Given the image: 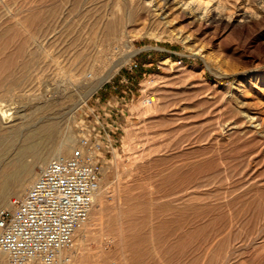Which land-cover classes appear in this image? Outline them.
<instances>
[{
	"label": "rangeland",
	"instance_id": "obj_1",
	"mask_svg": "<svg viewBox=\"0 0 264 264\" xmlns=\"http://www.w3.org/2000/svg\"><path fill=\"white\" fill-rule=\"evenodd\" d=\"M76 1L0 0V123L19 124L18 114L33 126L58 120V140L81 138L94 111L125 105L124 116H110L118 128L97 155L102 194L89 232L79 243L75 237L72 264H264V0H206L221 5L205 21L179 10L161 21L146 10L116 8L117 0L101 1L100 19L94 12L86 18L78 10L83 0ZM53 7L60 10L55 33L65 32L55 44L45 41L55 61L42 63L28 84V33ZM120 19L128 22L116 48L111 32ZM13 75L26 81L10 86L5 79ZM65 91L75 95L67 105L37 109ZM145 94L156 103L140 107ZM4 109L15 118L4 122ZM100 139L106 145L108 135ZM54 155L34 167V177ZM14 196L0 200V209Z\"/></svg>",
	"mask_w": 264,
	"mask_h": 264
},
{
	"label": "built area",
	"instance_id": "obj_2",
	"mask_svg": "<svg viewBox=\"0 0 264 264\" xmlns=\"http://www.w3.org/2000/svg\"><path fill=\"white\" fill-rule=\"evenodd\" d=\"M130 66L133 69L138 64L131 62ZM119 103L108 114L94 111L93 125H85L80 146L40 167L27 193L12 197L0 209V255L6 256L0 264L72 262L74 234L87 221L101 185L98 152L109 147L118 128L115 122L107 124V119L125 113L123 101ZM103 135H108L106 145L100 139Z\"/></svg>",
	"mask_w": 264,
	"mask_h": 264
},
{
	"label": "bare ground",
	"instance_id": "obj_3",
	"mask_svg": "<svg viewBox=\"0 0 264 264\" xmlns=\"http://www.w3.org/2000/svg\"><path fill=\"white\" fill-rule=\"evenodd\" d=\"M76 0H74V3H75ZM81 1H76V2H80L81 4ZM101 1L102 0H83V4H84V8L83 10H80V8L78 9V5H80L79 3L76 5H73V7L75 8L74 11H76V8L80 11V12H84V16L87 18V16H89V14H92V12L96 13L98 12L97 10H100V8H98L100 5H101ZM106 1V0H105ZM239 2V1H238ZM250 2V1H249ZM108 3V2H107ZM219 3V2H218ZM263 3V2H262ZM44 4V3H43ZM73 4V3H72ZM76 4V3H75ZM220 4V3H219ZM235 4V3H234ZM42 5V4H41ZM46 5V4H45ZM221 5V4H220ZM218 4H207V1L206 0H117L115 2V7L116 8H121L122 6H126L128 7V9L130 11H132V8L136 9L137 13L139 11H145L150 13V14H153L154 16H158L159 19L162 21H165V19L167 20L168 17H170L171 13L175 10H179L180 11H183L185 12L186 15H189L191 18H193L194 21H197V20H201V21H205V20H209L213 14H216L214 12H217L219 10V6ZM37 6V5H36ZM35 6V7H36ZM54 6V5H53ZM63 6V5H62ZM65 6H68V5H65ZM64 6V7H65ZM81 6V5H80ZM34 7V8H35ZM40 7V5H39ZM42 7V6H41ZM40 7V8H41ZM45 7V6H44ZM58 9H59V6H57ZM61 7V6H60ZM69 7V6H68ZM67 7V8H68ZM73 7H69L71 9H69L70 11L73 9ZM244 7V6H243ZM261 7V6H259ZM33 8V9H34ZM221 8V7H220ZM37 9V8H36ZM42 9V8H41ZM61 9V8H60ZM63 9V8H62ZM244 9V8H243ZM30 10V9H28ZM45 11H47L46 9H44ZM260 10V9H259ZM31 11V10H30ZM35 11V10H34ZM49 11V10H48ZM58 11L60 12V10H56V7L50 9V12L49 13H44V15L42 16H39L41 17V20L40 22L38 21H35V19L33 20V22L35 21V23H39L37 26L38 28L36 29L37 31L36 32H30L28 30L29 27H26V26H23L21 23L23 22H20V21H17V23L19 22L20 26L22 25L23 27L22 30H26L30 33L29 34V38H28V42L26 41V43H28L27 45H25L27 48L28 46V51L30 52L29 55H31V64L28 66V64H25V63H22L23 65H27L25 68H31L30 69V75L28 74H25L26 75V79H28V84H29V80H31L32 78L34 79L35 76V72H37L38 70L42 69V66L43 64L48 60V59H51V61H55L54 60V57L52 56L53 54H50V51L51 50L49 47L55 43H53L57 38H61L62 37L58 36L59 34L61 33H55V31L57 30V25H56V22L58 21L59 23V19L57 20L56 17H57V14H58ZM141 11V12H142ZM249 11V10H248ZM33 12V11H31ZM63 12V11H62ZM61 12V16L64 15V12L62 13ZM66 12V11H65ZM69 12V11H68ZM67 12V13H68ZM78 12V11H77ZM135 12V13H136ZM247 12V11H245ZM255 12V11H254ZM40 14V12H38ZM38 13H36L38 15ZM75 13V12H74ZM134 15H138V14H135ZM223 13V12H222ZM257 13V12H256ZM43 14V13H42ZM73 14V13H72ZM98 15V18L100 19V12L99 13H96ZM95 14V15H96ZM142 14V13H141ZM253 14V12H252ZM25 15V14H24ZM71 15V14H70ZM69 15V16H70ZM74 15H77V14H74ZM81 15V14H80ZM140 15V13H139ZM146 15V13H145ZM152 15V16H153ZM249 15V14H248ZM28 16V15H27ZM30 16V15H29ZM67 16V17H69ZM83 16V14H82ZM131 16V14L129 15V17ZM133 16V15H132ZM147 16V15H146ZM145 16V18H147ZM149 16V15H148ZM32 17V15H31ZM36 17V16H35ZM38 17V16H37ZM60 17V16H59ZM75 17V16H73ZM72 17V18H73ZM92 17V15H91ZM90 17V18H91ZM95 17V16H93ZM92 17V18H93ZM187 17V16H186ZM214 17V16H213ZM247 17V16H246ZM22 18L23 15H22ZM29 18V17H28ZM65 18V17H63ZM78 18V17H77ZM83 18V17H82ZM21 19V18H20ZM74 19V18H73ZM154 19V18H153ZM24 20V19H23ZM83 20V19H82ZM81 18H80V21L79 23L82 21ZM122 19H120L118 22H117V26L115 28H113V31L111 32L115 38H117V42L115 43L116 45V48L119 47L121 44V39L124 37V33L126 31V29L124 27H126V23L128 21H124V22H120ZM128 20V18H127ZM151 20V19H150ZM157 20V19H156ZM27 21V19H26ZM26 21L24 23H26ZM62 21V20H60ZM65 21V20H64ZM67 21V20H66ZM76 21V20H75ZM153 21V20H152ZM29 22V21H28ZM27 22V23H28ZM68 22V21H67ZM87 22V21H86ZM85 22V23H86ZM199 22V21H198ZM17 23H15L14 25H17ZM57 23V24H58ZM123 23V24H122ZM31 24V23H30ZM65 24V22H64ZM73 24V22L71 23ZM75 25V24H74ZM73 25V26H74ZM77 25V24H76ZM80 25V24H79ZM11 26V25H10ZM13 26V25H12ZM18 26V25H17ZM19 26V28H20ZM35 26V25H34ZM67 26V25H65ZM70 22H69V27H70ZM78 26V25H77ZM81 26V25H80ZM83 26V25H82ZM16 27V26H15ZM32 27V26H31ZM60 27V26H58ZM64 27V25H63ZM68 27V28H69ZM84 27V26H83ZM9 28V27H8ZM13 28V27H12ZM62 28V27H61ZM81 28V27H80ZM15 29V28H14ZM30 29V28H29ZM32 29V28H31ZM30 29V30H31ZM73 28H71V31H72ZM75 29V28H74ZM77 29V28H76ZM84 29V28H83ZM82 29V30H83ZM9 30V29H8ZM7 30V31H8ZM21 30V31H22ZM64 30V29H63ZM67 30V29H66ZM70 30V29H69ZM6 31V30H5ZM4 31V33H5ZM13 31V30H12ZM20 31V33H21ZM34 31V30H33ZM68 31V30H67ZM66 31V32H67ZM81 31V30H80ZM85 31V30H84ZM11 32V31H10ZM17 32V31H16ZM65 32V31H64ZM64 32L62 34H64ZM73 32V31H72ZM71 32V33H72ZM25 33V32H24ZM23 33V35H25ZM54 33V34H53ZM68 33V32H67ZM71 33L69 32L68 34L71 35ZM75 33H76V30H75ZM83 33V32H82ZM127 33V32H126ZM3 34V33H2ZM52 34V36H51ZM68 34H66L68 36ZM10 35V34H9ZM57 36L55 38V36ZM74 33H73V39H75L74 37ZM4 36V34H3ZM14 36V35H13ZM53 40H52V38ZM65 36V37H67ZM79 36V35H78ZM81 36V35H80ZM1 37V36H0ZM6 37V35H5ZM24 37V36H23ZM70 37V36H69ZM72 37V36H71ZM192 37V36H191ZM26 38V37H25ZM64 38V37H63ZM79 38V37H77ZM193 38V37H192ZM59 42H57V44L60 43V41H63V40H59ZM66 39V38H65ZM72 39V38H71ZM49 40L50 44L53 43L52 45H49V47H46L44 45L45 41ZM76 40L78 39H75L74 42H72L71 44L73 45V43L76 42ZM188 40V39H187ZM68 41V40H67ZM73 41V40H72ZM71 42V41H70ZM69 42V43H70ZM25 43V42H24ZM23 43V45H24ZM66 43V42H65ZM68 43V42H67ZM68 43V44H69ZM61 44V43H60ZM59 44V46H60ZM69 45L70 48H72L73 46L72 45ZM22 45V51H23V46ZM64 45V44H63ZM79 45V44H78ZM54 46V45H53ZM58 49V46L55 45V49ZM75 47V45H74ZM62 49V48H61ZM66 51L68 50V47H66L65 49ZM64 50V52H65ZM28 51H26V53H28ZM56 52V51H55ZM39 54V57L37 58L36 57V54ZM51 53H54V52H51ZM62 53V52H61ZM37 54V55H38ZM56 54H58L56 52ZM54 54V56L56 55ZM24 55V54H23ZM33 55V56H32ZM60 55V54H59ZM11 56V55H10ZM63 56V55H62ZM13 57V56H12ZM57 57V56H56ZM9 58V56H8ZM57 59V58H56ZM60 59V58H59ZM172 58L171 57H166V60L167 61H172L171 60ZM13 60V59H11ZM24 60V59H23ZM10 61V60H9ZM30 61V60H29ZM59 61V60H58ZM61 61V60H60ZM6 62V61H5ZM8 62V61H7ZM11 62V61H10ZM27 63V62H26ZM43 63V64H42ZM10 64V63H8ZM7 64V65H8ZM50 63H48L49 65ZM59 65V64H57ZM10 65H8L9 67ZM5 67V66H4ZM3 67V68H4ZM50 67V65H49ZM53 67V66H52ZM44 68V66H43ZM48 68V66L46 67ZM45 68V70H46ZM55 68V67H54ZM53 68V69H54ZM7 69V68H6ZM27 69V71H29ZM56 69V68H55ZM54 69V70H55ZM62 69V68H61ZM64 69V68H63ZM2 70V69H1ZM44 70V71H45ZM51 70V69H49ZM58 70V69H57ZM56 70V71H57ZM42 71V70H41ZM7 72V71H6ZM39 73H41L40 71H38ZM37 72V73H38ZM48 72V70H47ZM64 72V71H63ZM3 73L4 70H3ZM12 73V72H11ZM36 73V74H37ZM60 73H61V70H60ZM65 73V72H64ZM85 72L83 71V74ZM10 74V73H9ZM66 74V73H65ZM87 74V73H86ZM29 77H28V76ZM40 75V74H38ZM37 75V76H38ZM42 75V74H41ZM40 75V76H41ZM57 75V74H56ZM61 75V74H60ZM63 75V74H62ZM1 76V75H0ZM5 76V75H4ZM34 76V77H33ZM59 76V75H58ZM3 77V75H2ZM7 77V78H6ZM5 80H6V83H8L10 86H17L18 84H20L25 78L23 77H19V76H6ZM42 77V76H41ZM62 77V76H61ZM39 78V76H38ZM37 78V79H38ZM73 78L76 80V79H79L78 75H73ZM25 79V81H26ZM41 79V78H40ZM3 80V79H1ZM35 80V79H34ZM32 80V81H34ZM39 80V79H38ZM42 80V79H41ZM45 80V79H44ZM106 79L104 80H99L98 82H96V85L94 87L93 90H96L97 88L101 87V85L105 82ZM24 81V82H25ZM36 81V80H35ZM73 81V80H72ZM4 83V82H3ZM2 84V82H1ZM35 84V83H34ZM38 84V83H37ZM25 85V84H24ZM36 85V84H35ZM9 87V86H8ZM13 87V88H14ZM18 87H20L18 85ZM7 87L5 86V89ZM8 89V88H7ZM12 89V87H11ZM15 89V88H14ZM39 89V88H38ZM66 89V88H65ZM9 90V89H8ZM17 90V89H16ZM15 90V91H16ZM67 90V89H66ZM64 91V90H63ZM71 91V90H70ZM63 92V94L61 95V101H39L38 104H39V107H37L38 110H43V109H50V107L57 103L58 105H67L65 103V101H71L73 100V97L75 96L73 92ZM9 92V91H8ZM11 92V91H10ZM17 92V91H16ZM44 94V93H43ZM13 95V94H12ZM15 95V94H14ZM60 96V95H59ZM156 101V97H154L153 95L151 94H145L140 100H139V106L140 107H145L147 106L150 102H152V104H154V102ZM156 103V102H155ZM36 104V103H35ZM34 104V106H35ZM151 104V105H152ZM150 105V106H151ZM38 106V105H37ZM54 106V105H53ZM36 107V106H35ZM62 108V107H61ZM11 110V109H10ZM61 110V109H60ZM2 119L4 120V122H7V119H12L11 117H14L12 115V112H9L7 109H4L2 110ZM60 112V111H59ZM64 112V111H63ZM62 112V113H63ZM1 114V113H0ZM250 115V114H249ZM16 116V115H15ZM19 116L21 120V122L18 124L16 123L15 125L13 126H6L4 123H0V200L4 199V197L9 193H14L18 196H23L24 193H26V191L28 189H30L31 185L33 184L34 181H36L37 177H34V167L38 164V163H42V162H47L51 156L53 154H55L54 156L58 155V154H64V155H70L74 148L76 147V145L79 144L80 146V138L77 137L76 135H74L73 133L69 134L68 136H65L63 137L62 139L59 138L58 140V137L59 135H61V126H60V123L58 120H50L48 119L47 121H43L44 123L38 125V126H33L32 124V121L25 118L26 116H22V115H17ZM246 116V115H245ZM15 118V117H14ZM55 118V117H54ZM250 118V117H249ZM252 119H254L255 117H252ZM6 119V121H5ZM56 119V118H55ZM2 120V121H3ZM33 120V119H32ZM250 120V119H249ZM251 121V120H250ZM256 123V122H255ZM4 124V125H2ZM6 127V128H5ZM128 149L129 148H132L131 145H128L127 147ZM30 156L32 157V160L31 161H28L27 160V157ZM45 165V164H44ZM42 165V166H44ZM40 166V167H42ZM106 170V169H105ZM107 171V170H106ZM38 175V174H37ZM102 185H100V189L94 199V203L96 202L97 198L100 196L101 197V194H102ZM9 197V196H8ZM7 198V197H5ZM8 199V198H7ZM6 199V200H7ZM5 201V200H4ZM8 202V201H7ZM1 203V202H0ZM93 203V205H94ZM7 204V203H6ZM2 206V205H1ZM93 207V206H92ZM92 210V208H91ZM90 210V213H89V217L87 219V221L76 231V233L74 234V236L76 237L77 236V239H78V243L80 242V240H82L83 238L82 237H79L78 238V235H83V234H86L87 232H89V220L91 219V211ZM74 237V239H76ZM74 245H76L74 243ZM78 245V244H77ZM6 260V256L4 255H0V262H5ZM72 264V262L70 263Z\"/></svg>",
	"mask_w": 264,
	"mask_h": 264
},
{
	"label": "crops",
	"instance_id": "obj_4",
	"mask_svg": "<svg viewBox=\"0 0 264 264\" xmlns=\"http://www.w3.org/2000/svg\"><path fill=\"white\" fill-rule=\"evenodd\" d=\"M118 108H119V107H118ZM124 109H125V105H124ZM121 111H122V110H121ZM110 112H113V108L110 109ZM113 116H114V114H113ZM113 116H112V117H113ZM112 117H111L110 119H109V118L107 119V121H108L107 124L112 123V122L117 123L118 120L115 119V118H112ZM110 121H111V122H110Z\"/></svg>",
	"mask_w": 264,
	"mask_h": 264
}]
</instances>
